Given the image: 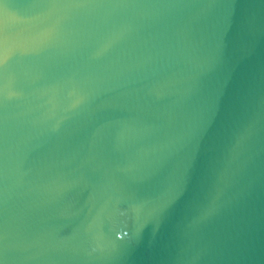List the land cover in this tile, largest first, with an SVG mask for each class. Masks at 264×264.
<instances>
[{"label":"water","instance_id":"water-1","mask_svg":"<svg viewBox=\"0 0 264 264\" xmlns=\"http://www.w3.org/2000/svg\"><path fill=\"white\" fill-rule=\"evenodd\" d=\"M0 264H264V0H0Z\"/></svg>","mask_w":264,"mask_h":264}]
</instances>
